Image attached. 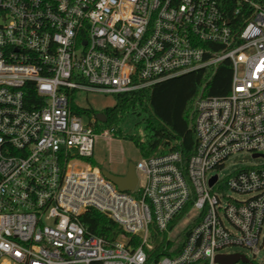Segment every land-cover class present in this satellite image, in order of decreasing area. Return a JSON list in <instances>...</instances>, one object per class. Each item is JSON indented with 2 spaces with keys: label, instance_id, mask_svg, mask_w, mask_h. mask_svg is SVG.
Listing matches in <instances>:
<instances>
[{
  "label": "built area",
  "instance_id": "2783aa9c",
  "mask_svg": "<svg viewBox=\"0 0 264 264\" xmlns=\"http://www.w3.org/2000/svg\"><path fill=\"white\" fill-rule=\"evenodd\" d=\"M226 60L230 91L197 98L189 158H141L133 191L86 161L115 128L73 113L78 94L138 90ZM246 151L264 157V0H0V264H222L218 254L236 253L248 262L233 264H264V166L219 176ZM91 209L130 236L89 231ZM192 210L183 250L149 262L152 227L169 232ZM234 245L251 256L222 253Z\"/></svg>",
  "mask_w": 264,
  "mask_h": 264
},
{
  "label": "trees",
  "instance_id": "16d2710c",
  "mask_svg": "<svg viewBox=\"0 0 264 264\" xmlns=\"http://www.w3.org/2000/svg\"><path fill=\"white\" fill-rule=\"evenodd\" d=\"M231 79L232 64L226 60L215 68H201L162 80L146 88L116 94L115 104L103 109L106 121H96L95 129L97 131L108 127L112 129L115 128L113 126L115 121L135 116L133 131L125 138L136 144L142 158L173 150H180L185 158H189L197 145L195 132L197 98L201 95L219 96L229 93ZM33 96L36 97V93ZM72 111L89 119H93L97 113V110L80 106L74 101ZM181 218L182 216H179L170 224L169 232H160L152 227L151 241L157 243L153 250L148 251L149 262L157 261L164 256L178 255L183 250L197 222L190 224L172 240L168 234ZM82 221L89 231L110 241L130 236L115 221L95 209L85 213ZM158 237L161 238L160 241L157 240ZM131 243L134 246L138 245L140 238L133 236Z\"/></svg>",
  "mask_w": 264,
  "mask_h": 264
},
{
  "label": "rangeland",
  "instance_id": "374dc122",
  "mask_svg": "<svg viewBox=\"0 0 264 264\" xmlns=\"http://www.w3.org/2000/svg\"><path fill=\"white\" fill-rule=\"evenodd\" d=\"M77 101L80 106L90 107L94 110L101 111L107 107L113 106L115 104V97L114 95L104 93H80L78 94ZM84 120L96 124L95 119L85 118ZM135 123L136 117L128 116L120 121H115L113 124L115 132L118 133L109 131L108 135L98 134L95 138L93 157L86 161L101 169H107L114 174L124 175L127 172L128 164L130 162L137 163L142 158L136 144L132 140L125 138L127 134H130L133 131ZM108 130H110V127H108ZM139 132L140 136H142V130ZM259 166H264V157H253V154L247 151L238 152L232 155L227 161L225 167L219 171V176L224 179L243 168ZM231 194L235 196L233 193ZM235 197L239 199L246 198V196ZM196 215V210H192L185 214L176 224L174 229L168 234V237L172 240L176 239L182 231L193 223ZM157 240L160 241L161 238L158 237ZM155 243L157 242H152L150 237L149 245L145 246L146 249L148 251L153 250ZM235 252H242L251 256L250 251L243 246H229L222 251V253ZM257 259L264 260V247L261 250V253L257 256Z\"/></svg>",
  "mask_w": 264,
  "mask_h": 264
},
{
  "label": "water",
  "instance_id": "95a60500",
  "mask_svg": "<svg viewBox=\"0 0 264 264\" xmlns=\"http://www.w3.org/2000/svg\"><path fill=\"white\" fill-rule=\"evenodd\" d=\"M182 75V74H181ZM179 76V75H178ZM98 119L102 122L106 121L104 114L99 113ZM260 156L258 153L253 154V157ZM264 156V155H263ZM102 173L107 179L112 181L121 191H133L138 183V176L136 172V163L130 162L128 164L127 172L124 175L114 174L107 169H102ZM217 179L215 175L211 180L210 184L212 185ZM242 260L243 262H248L247 258L239 253L236 254H218L216 256V261L222 264H233Z\"/></svg>",
  "mask_w": 264,
  "mask_h": 264
},
{
  "label": "flooded vegetation",
  "instance_id": "af4514ba",
  "mask_svg": "<svg viewBox=\"0 0 264 264\" xmlns=\"http://www.w3.org/2000/svg\"><path fill=\"white\" fill-rule=\"evenodd\" d=\"M99 113H102V114H104L105 115V117H106V114L103 112V110H101V111H97V113H96V115L94 116V119L96 120V121H98L99 119H98V114ZM107 119V118H106ZM100 121V120H99Z\"/></svg>",
  "mask_w": 264,
  "mask_h": 264
}]
</instances>
